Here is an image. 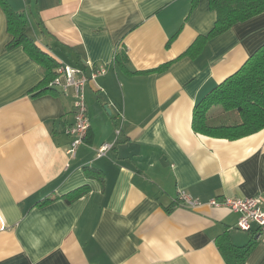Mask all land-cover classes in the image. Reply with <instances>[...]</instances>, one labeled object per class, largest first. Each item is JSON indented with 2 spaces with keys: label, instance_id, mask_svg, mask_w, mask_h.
<instances>
[{
  "label": "crops",
  "instance_id": "crops-1",
  "mask_svg": "<svg viewBox=\"0 0 264 264\" xmlns=\"http://www.w3.org/2000/svg\"><path fill=\"white\" fill-rule=\"evenodd\" d=\"M8 2L60 65L85 69L91 127L70 158L73 93L39 94L45 70L8 47L0 5V264H229V240L254 241L245 264H264L257 227L239 231V214L207 204L264 197V130L228 140L192 127L196 104L264 44V13L185 56L215 26L209 0ZM105 143L115 146L98 158ZM83 187L79 200L63 199ZM181 194L203 205L169 212Z\"/></svg>",
  "mask_w": 264,
  "mask_h": 264
},
{
  "label": "trees",
  "instance_id": "trees-1",
  "mask_svg": "<svg viewBox=\"0 0 264 264\" xmlns=\"http://www.w3.org/2000/svg\"><path fill=\"white\" fill-rule=\"evenodd\" d=\"M198 0H194V4ZM210 7L216 12L214 28L206 36H200L185 53L195 56L203 46L239 23L246 22L264 13V0H209ZM8 22L12 40L10 49L22 46L45 70L43 89L39 94L54 90L51 84L57 78L60 66L54 57L42 49L29 33L30 23L26 13L16 12L8 0H0ZM119 52L116 54V56ZM126 57V54L123 55ZM164 65L157 71H164ZM220 107L228 116L219 120L210 117V111ZM192 127L195 133L214 138L237 140L264 130V44L255 51L247 62L231 77L217 86L210 94L196 104ZM87 187L77 189L63 199L68 203L79 200L87 194ZM51 199L45 200L44 205ZM179 202V203H178ZM179 204H173L171 212ZM225 242V241H224ZM256 244L250 241L243 247H235L229 240L228 246L222 244L225 258L229 264H245L248 254Z\"/></svg>",
  "mask_w": 264,
  "mask_h": 264
},
{
  "label": "built area",
  "instance_id": "built-area-1",
  "mask_svg": "<svg viewBox=\"0 0 264 264\" xmlns=\"http://www.w3.org/2000/svg\"><path fill=\"white\" fill-rule=\"evenodd\" d=\"M107 72L108 68L104 66L93 68L92 78L105 75ZM57 75L51 87L62 88L65 92L71 90L75 99L74 122L66 130V134L71 139L67 155L70 158H75L79 147L86 141L91 127L86 101V87L89 77L85 69L76 68L67 64L59 66ZM121 131L122 124L118 126L117 134L120 135ZM114 146L112 143L103 144L97 150V157H104ZM179 198L181 205L185 208L196 209L203 205L200 200L194 199L186 194H181ZM207 204L216 208H227L239 214L240 217L236 225L237 230L252 232L253 226H256L259 237L264 235V197L262 195L253 198H216L210 200Z\"/></svg>",
  "mask_w": 264,
  "mask_h": 264
},
{
  "label": "rangeland",
  "instance_id": "rangeland-1",
  "mask_svg": "<svg viewBox=\"0 0 264 264\" xmlns=\"http://www.w3.org/2000/svg\"><path fill=\"white\" fill-rule=\"evenodd\" d=\"M244 233H245V232H244ZM244 233H243L242 235H244V236L246 237L247 235H246V234H244Z\"/></svg>",
  "mask_w": 264,
  "mask_h": 264
}]
</instances>
